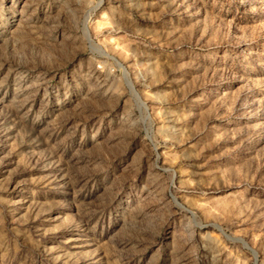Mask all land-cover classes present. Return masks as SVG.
<instances>
[{
    "label": "rangeland",
    "instance_id": "rangeland-1",
    "mask_svg": "<svg viewBox=\"0 0 264 264\" xmlns=\"http://www.w3.org/2000/svg\"><path fill=\"white\" fill-rule=\"evenodd\" d=\"M0 264H264V0H0Z\"/></svg>",
    "mask_w": 264,
    "mask_h": 264
},
{
    "label": "bare ground",
    "instance_id": "bare-ground-1",
    "mask_svg": "<svg viewBox=\"0 0 264 264\" xmlns=\"http://www.w3.org/2000/svg\"><path fill=\"white\" fill-rule=\"evenodd\" d=\"M65 38V37H64ZM68 39V38H67Z\"/></svg>",
    "mask_w": 264,
    "mask_h": 264
}]
</instances>
